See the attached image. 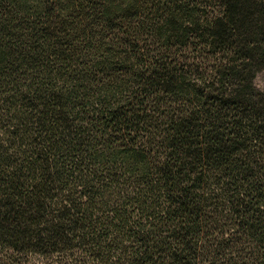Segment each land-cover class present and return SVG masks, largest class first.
I'll use <instances>...</instances> for the list:
<instances>
[{
    "label": "trees",
    "instance_id": "16d2710c",
    "mask_svg": "<svg viewBox=\"0 0 264 264\" xmlns=\"http://www.w3.org/2000/svg\"><path fill=\"white\" fill-rule=\"evenodd\" d=\"M264 0H0V264H264Z\"/></svg>",
    "mask_w": 264,
    "mask_h": 264
},
{
    "label": "rangeland",
    "instance_id": "374dc122",
    "mask_svg": "<svg viewBox=\"0 0 264 264\" xmlns=\"http://www.w3.org/2000/svg\"><path fill=\"white\" fill-rule=\"evenodd\" d=\"M253 82L256 88L264 90V69L256 73Z\"/></svg>",
    "mask_w": 264,
    "mask_h": 264
}]
</instances>
